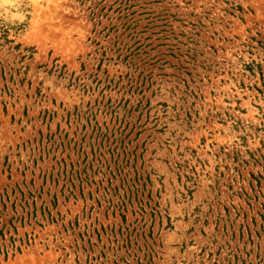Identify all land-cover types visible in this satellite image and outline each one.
I'll list each match as a JSON object with an SVG mask.
<instances>
[{
  "label": "rangeland",
  "instance_id": "rangeland-1",
  "mask_svg": "<svg viewBox=\"0 0 264 264\" xmlns=\"http://www.w3.org/2000/svg\"><path fill=\"white\" fill-rule=\"evenodd\" d=\"M0 264H264V0H0Z\"/></svg>",
  "mask_w": 264,
  "mask_h": 264
}]
</instances>
